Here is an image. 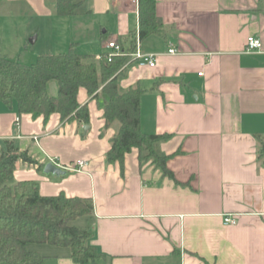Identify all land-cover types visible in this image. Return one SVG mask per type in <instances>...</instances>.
<instances>
[{"label":"crops","instance_id":"1","mask_svg":"<svg viewBox=\"0 0 264 264\" xmlns=\"http://www.w3.org/2000/svg\"><path fill=\"white\" fill-rule=\"evenodd\" d=\"M74 3L73 15L59 16L56 0H0L7 11L0 26L18 19L21 28L19 63L72 48L98 64L110 52L107 42L122 39L127 48L125 38L138 30L136 0ZM155 12L165 34L140 42L157 55L155 66L128 60L116 83L120 92L142 90L141 131L169 135L152 149L170 155L172 176L144 147L132 148L122 163L108 162L119 124L104 118L105 94L80 88L88 123L19 114L15 104L0 102V147L13 141L31 160L17 161L14 181L36 182L42 196L91 200L92 214L72 225L90 230V244L103 254L92 264H264V0H156ZM45 25L50 39L27 49ZM249 36L260 39V49L246 50ZM3 43L0 33V51ZM171 46L177 53H167ZM47 90L55 96L56 82ZM49 158L64 175L43 172ZM78 160L86 165L77 169ZM225 216L236 223H224ZM37 246L31 250L46 264H76L67 248Z\"/></svg>","mask_w":264,"mask_h":264},{"label":"trees","instance_id":"2","mask_svg":"<svg viewBox=\"0 0 264 264\" xmlns=\"http://www.w3.org/2000/svg\"><path fill=\"white\" fill-rule=\"evenodd\" d=\"M156 0H137L138 35L140 42L150 35H164L165 27L155 12ZM74 0H56V14L71 16ZM134 33L116 43L131 52ZM72 48L59 54H41L33 64H21L0 56V102L7 108L14 104L19 114L42 116L46 119L58 113L60 119H76L88 123V108L77 101V93L84 88L89 96L98 91L107 96L103 107L106 122L115 121L119 128L106 153L108 162L122 163L132 148L144 147L162 173L172 176L166 168L170 157L154 153L152 145L169 137L166 134H148L140 128V102L142 90L129 87L120 92L116 77L129 57L116 56L111 62L101 59L97 64ZM55 81L57 93H48V81ZM258 157L264 160L260 147ZM31 162L25 152H18L13 141L6 140L0 147V264H46L40 253L28 250V244H47L67 248L76 264L95 263L103 254L90 244L91 232L71 224L81 216L92 214L88 198L42 196L32 180L14 181L17 161Z\"/></svg>","mask_w":264,"mask_h":264},{"label":"built area","instance_id":"3","mask_svg":"<svg viewBox=\"0 0 264 264\" xmlns=\"http://www.w3.org/2000/svg\"><path fill=\"white\" fill-rule=\"evenodd\" d=\"M106 47L110 49V52L106 53L104 56L98 57L99 60L105 59L107 62H111L112 59L116 56L127 55L130 61H136L140 65H147L148 67H154L156 64V58H157L156 54L144 52L141 50L138 30H136L135 32L134 46L131 52H127L125 49L120 47L115 41L107 42ZM260 47H261L260 39L255 38L253 36L247 37L246 39V50L247 51L258 50L260 49ZM167 53L175 54L177 53V50L176 48L171 46L170 48H168ZM15 122L17 124L18 118L15 119ZM49 161L53 163L54 165L56 164L55 159L49 158ZM75 164H76V168L80 169L86 165V162L83 160H78ZM56 165H58V167L60 168H64V167H61L59 164H56ZM224 223L232 225V224H235L236 221L232 217L225 216Z\"/></svg>","mask_w":264,"mask_h":264},{"label":"rangeland","instance_id":"4","mask_svg":"<svg viewBox=\"0 0 264 264\" xmlns=\"http://www.w3.org/2000/svg\"><path fill=\"white\" fill-rule=\"evenodd\" d=\"M0 13L1 15H6L7 11L4 8H1ZM26 19L28 20V22L25 21L27 25L31 21L28 18ZM20 29L18 28V19L17 20L9 19L8 21H5V22L3 21L2 25L0 26V33H1V36H3L4 38V43H3L4 49H1L2 51H0V56L7 57L13 61L18 62V30ZM51 30L52 29L49 26L46 27V25L45 27H41L39 30H37L36 32L39 35L37 42L33 44H28L27 49H32V48L39 49V47L42 46V43L43 41H45V39H50ZM28 40H30V37H28ZM26 53H29V52L27 51L23 52L21 56H26L25 55ZM32 247H38V246L37 244L27 245L28 250H31Z\"/></svg>","mask_w":264,"mask_h":264},{"label":"water","instance_id":"5","mask_svg":"<svg viewBox=\"0 0 264 264\" xmlns=\"http://www.w3.org/2000/svg\"><path fill=\"white\" fill-rule=\"evenodd\" d=\"M43 172L45 174H51V175H64L65 171H63L60 167L55 166L53 163L48 162L43 167Z\"/></svg>","mask_w":264,"mask_h":264}]
</instances>
